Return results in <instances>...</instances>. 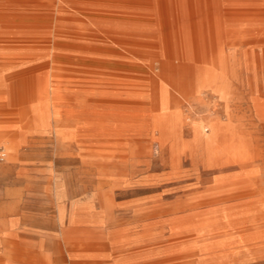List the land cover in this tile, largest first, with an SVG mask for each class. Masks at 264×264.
Here are the masks:
<instances>
[{
  "label": "rangeland",
  "instance_id": "374dc122",
  "mask_svg": "<svg viewBox=\"0 0 264 264\" xmlns=\"http://www.w3.org/2000/svg\"><path fill=\"white\" fill-rule=\"evenodd\" d=\"M166 1L0 0V264H264V0Z\"/></svg>",
  "mask_w": 264,
  "mask_h": 264
},
{
  "label": "crops",
  "instance_id": "0c3cea01",
  "mask_svg": "<svg viewBox=\"0 0 264 264\" xmlns=\"http://www.w3.org/2000/svg\"><path fill=\"white\" fill-rule=\"evenodd\" d=\"M29 42V43H28ZM21 43H24V44H33L32 42L28 41V40H22ZM32 52V51H30ZM38 53V52H37ZM1 130V129H0ZM10 139V135H7V136H2L1 132H0V141H5V140H9ZM5 209H8V207H4ZM7 228V220L4 218V217H0V233H2L5 229ZM64 242V241H63ZM57 245L59 244L58 242L56 243ZM76 249H73L72 251L68 252V255L69 253L71 252H74ZM64 260V256H59L57 258V261L58 262H61Z\"/></svg>",
  "mask_w": 264,
  "mask_h": 264
},
{
  "label": "bare ground",
  "instance_id": "6f19581e",
  "mask_svg": "<svg viewBox=\"0 0 264 264\" xmlns=\"http://www.w3.org/2000/svg\"><path fill=\"white\" fill-rule=\"evenodd\" d=\"M254 1V0H253ZM54 2V1H53ZM161 2H162V4H164L165 6H167V1L166 0H161ZM245 2H248V1H245ZM249 2H252V0L251 1H249ZM231 3H238L237 1H235V0H232V1H230L228 4H231ZM240 3V2H239ZM254 3V2H253ZM260 3H263L264 4V2L263 1H261ZM71 6V5H70ZM37 9V8H36ZM56 9H57V7H56ZM157 10V9H156ZM79 11V10H78ZM158 12V11H157ZM12 23V22H11ZM38 23V22H37ZM160 24V23H159ZM3 26V25H2ZM1 28V27H0ZM4 28V27H3ZM75 28V27H74ZM81 29V28H80ZM164 29V28H163ZM167 30V29H166ZM46 36V35H45ZM29 43V42H28ZM76 44V43H75ZM21 46H26V45H30V46H34V44H24V43H21L20 44ZM35 45H37V46H39L38 44H35ZM53 45V44H52ZM85 45V44H84ZM40 47V53L41 54H46V53H44L45 51L46 52H48V49H47V47H43V46H39ZM87 47V46H86ZM96 47V46H95ZM94 47V48H95ZM99 47V46H98ZM101 47V46H100ZM60 48V47H59ZM97 48V47H96ZM108 48H110V47H108ZM100 49H102V48H100ZM105 49V48H104ZM106 50V49H105ZM33 51V50H32ZM36 51V50H35ZM107 51H109V50H107ZM114 54H116V53H114ZM127 56V55H126ZM4 157H5V153H4ZM102 185V184H101ZM256 219V218H255ZM76 248V247H75Z\"/></svg>",
  "mask_w": 264,
  "mask_h": 264
},
{
  "label": "built area",
  "instance_id": "2783aa9c",
  "mask_svg": "<svg viewBox=\"0 0 264 264\" xmlns=\"http://www.w3.org/2000/svg\"><path fill=\"white\" fill-rule=\"evenodd\" d=\"M4 159V152L0 151V160Z\"/></svg>",
  "mask_w": 264,
  "mask_h": 264
}]
</instances>
